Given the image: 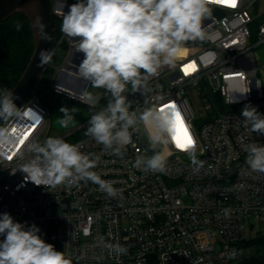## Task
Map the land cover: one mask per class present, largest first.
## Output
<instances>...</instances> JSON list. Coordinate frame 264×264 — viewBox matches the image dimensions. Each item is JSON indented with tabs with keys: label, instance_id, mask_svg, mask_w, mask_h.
Returning <instances> with one entry per match:
<instances>
[{
	"label": "built area",
	"instance_id": "built-area-1",
	"mask_svg": "<svg viewBox=\"0 0 264 264\" xmlns=\"http://www.w3.org/2000/svg\"><path fill=\"white\" fill-rule=\"evenodd\" d=\"M256 1L236 0L231 7L210 0V15L202 20L205 39L186 42L173 64L162 65L140 91L129 84L125 92L130 112H178L202 166L193 165L174 139L154 148L148 139L151 125L143 123L129 130L132 142L122 155L97 144L87 128L109 102L110 95L100 92L94 106L83 103L96 111L58 137L98 158L92 171L111 181L117 195L109 197L83 180L55 189L37 186L19 170L34 156L29 146L42 144L50 134L49 112L34 89L18 105V119L0 125L12 137L0 143V214L35 224L41 238L57 241L72 264H236L244 241L264 238V173L250 171L245 151L249 144L264 145V135L250 133L241 116L246 104L264 114V10L253 14ZM75 2L51 0L53 20L61 25L60 10L67 12ZM60 48L63 62L45 64L43 76L52 67L49 89L80 102L89 82L70 73L83 54L73 52L61 31L51 52ZM191 102L202 112L197 128ZM160 151L167 157L164 172L134 167L138 157ZM117 243L126 254L105 247Z\"/></svg>",
	"mask_w": 264,
	"mask_h": 264
},
{
	"label": "clouds",
	"instance_id": "clouds-1",
	"mask_svg": "<svg viewBox=\"0 0 264 264\" xmlns=\"http://www.w3.org/2000/svg\"><path fill=\"white\" fill-rule=\"evenodd\" d=\"M210 0H76L64 7L60 31L70 39L73 52L82 53L83 59L70 75L89 82L93 88L104 89L110 95L106 108L94 113L88 121L87 134L105 149L122 155L121 149L132 142L130 129L138 123L151 125L148 139L155 146L163 145L174 137V109H146L130 112L125 92L130 84L140 91L145 82L155 76L162 65H171L188 41H203L202 20L210 15ZM65 6V4H64ZM41 38L47 40L46 25L36 18ZM19 27V26H18ZM50 49L41 50L40 65L51 62ZM79 100L94 106L98 97L85 90ZM13 92L0 89V120H17L21 107L15 103ZM63 114L57 123L67 128L74 120L75 109L61 107ZM243 125L250 133L264 135V114L251 104L242 109ZM12 137L0 127V143ZM193 165L202 166L195 155L194 141L187 148ZM29 150L33 158L19 169L25 179L37 186L57 188L74 180L91 181L109 197L118 190L111 181H105L92 171L98 158L83 154L79 147L59 137H48L42 144L33 143ZM246 164L251 172L264 173V145L249 144ZM167 157L162 151L150 157H138L134 167L145 172H164ZM198 170V169H197ZM40 229L20 223L11 214H0V264H72L64 251L45 242ZM117 255L126 254L120 244H106Z\"/></svg>",
	"mask_w": 264,
	"mask_h": 264
},
{
	"label": "trees",
	"instance_id": "trees-1",
	"mask_svg": "<svg viewBox=\"0 0 264 264\" xmlns=\"http://www.w3.org/2000/svg\"><path fill=\"white\" fill-rule=\"evenodd\" d=\"M54 40L60 33L61 25L55 19ZM19 26V27H18ZM33 50L32 32L27 18L17 13L0 21V80L4 82L6 90L10 91L16 83ZM39 86H45L46 91ZM37 99L52 112L60 107L63 98L49 89L48 81L42 78L35 88ZM92 109V108H91ZM96 109H92L94 113ZM61 251L60 244L52 239L46 241ZM244 251H246L244 253ZM238 264H264V238L244 241L241 245Z\"/></svg>",
	"mask_w": 264,
	"mask_h": 264
},
{
	"label": "water",
	"instance_id": "water-1",
	"mask_svg": "<svg viewBox=\"0 0 264 264\" xmlns=\"http://www.w3.org/2000/svg\"><path fill=\"white\" fill-rule=\"evenodd\" d=\"M51 0H0V21H4L14 14L22 13L28 20L32 32L33 50L28 62L17 79L11 92L17 97V106L36 88L39 81L44 78L49 81L53 73L52 67H47L48 74L43 76L44 65H40L41 50H51V43L54 38L55 22L51 15ZM41 17L46 25L48 39L41 38L39 24L36 18ZM63 48L66 45L63 44ZM85 86V82L83 87ZM3 120H0V125Z\"/></svg>",
	"mask_w": 264,
	"mask_h": 264
},
{
	"label": "rangeland",
	"instance_id": "rangeland-1",
	"mask_svg": "<svg viewBox=\"0 0 264 264\" xmlns=\"http://www.w3.org/2000/svg\"><path fill=\"white\" fill-rule=\"evenodd\" d=\"M264 10V0H257L254 5H253V14H256L259 11ZM261 19V18H259ZM252 29H255V27L252 26ZM64 55H65V50L63 48L57 49L55 53L53 54L52 64L53 65H59L63 62L64 60ZM49 84V83H48ZM40 89L47 90L45 86H39ZM0 89H6L4 82L0 80ZM87 91L91 92L94 96H99V93L102 92L105 94L104 89H98V88H93L90 84L87 86ZM62 101L60 102V107L57 108L56 110H53L52 112L49 111V118H50V134L48 137H58L62 134L67 133L68 131L80 126L83 121L91 114L92 109L86 106L85 104L76 101V100H70L64 96ZM192 105V110H193V115H194V120L192 122L193 127L197 128L202 121V118H199L202 116L201 110L198 108V105L196 102H191ZM61 107H66L68 109H75L74 112V120L73 122L67 127H62L60 126L57 121L61 116L63 115L60 112ZM246 251H244L245 253ZM241 255V254H240ZM238 264V263H236Z\"/></svg>",
	"mask_w": 264,
	"mask_h": 264
},
{
	"label": "snow or ice",
	"instance_id": "snow-or-ice-1",
	"mask_svg": "<svg viewBox=\"0 0 264 264\" xmlns=\"http://www.w3.org/2000/svg\"><path fill=\"white\" fill-rule=\"evenodd\" d=\"M218 2L227 3L228 6L231 7H235L236 5V0H218ZM163 110L164 109L162 108L161 111ZM173 127H174L173 139L175 140L177 147L184 149L190 146L192 143V139L189 136L187 129L184 127L183 121L181 120L179 113L175 114Z\"/></svg>",
	"mask_w": 264,
	"mask_h": 264
}]
</instances>
